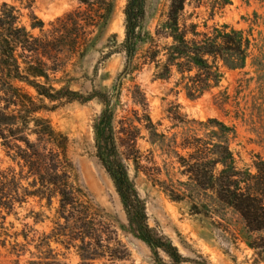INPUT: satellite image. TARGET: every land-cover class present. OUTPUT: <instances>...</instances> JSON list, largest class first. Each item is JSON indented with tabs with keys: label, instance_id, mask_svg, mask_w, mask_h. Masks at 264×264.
<instances>
[{
	"label": "rangeland",
	"instance_id": "obj_1",
	"mask_svg": "<svg viewBox=\"0 0 264 264\" xmlns=\"http://www.w3.org/2000/svg\"><path fill=\"white\" fill-rule=\"evenodd\" d=\"M171 2L146 0L130 67L125 51L128 0H116L108 26L86 29L88 44L94 42V46L79 52L61 50L58 63L46 57L55 71H49L48 79L40 82L52 88L53 94L67 95L69 90L85 97L94 93L114 97L118 152L146 204L148 225L169 238L185 258L199 264H264V230L252 232L239 212L219 202L216 189L197 188L186 172L190 151L183 149L187 138H203L213 131L204 124L216 119L236 132L230 147L241 173L240 188L251 192L264 188V0H230L226 6H220V0H186L180 24L187 27L188 39L193 38L194 30L199 41L202 34L227 25L242 31L253 45L244 68L222 66L220 85L195 100L187 96V80L175 70L169 79L158 78L166 60L162 49L172 43L171 38L163 37ZM3 3L18 10L20 24L30 35L49 42L60 34L59 20L76 10H87L82 0H0ZM37 22L43 27L34 28ZM158 49L161 52L155 58ZM41 100L47 107L42 114L68 138L67 160L72 164L77 194H84L109 220L117 217L126 225L115 185L95 148L94 125L104 103L99 98L85 103L67 97L55 102ZM13 154L0 140L1 167L23 174V183L29 186L33 178ZM221 170L218 165L216 174ZM259 195L264 200V193ZM59 222L60 198L56 194L51 200L42 194L30 196L7 218L0 236V264L44 261L50 249L67 264H82L77 248L50 239ZM113 225L129 251L128 258L113 264H159L144 242L119 224ZM160 257L169 261L163 252Z\"/></svg>",
	"mask_w": 264,
	"mask_h": 264
},
{
	"label": "trees",
	"instance_id": "obj_2",
	"mask_svg": "<svg viewBox=\"0 0 264 264\" xmlns=\"http://www.w3.org/2000/svg\"><path fill=\"white\" fill-rule=\"evenodd\" d=\"M82 2L87 5V10H76L59 20L57 31L60 34L51 42L30 35L20 24L19 12L14 6L0 5V140L7 152L10 155L13 152L14 158L23 163V169H27V174L33 178V182L25 186L23 174L11 168L5 170L0 165V236L6 229L7 218L30 196L42 194L51 200V195L56 194L60 198L61 222L50 239L54 238L68 248H77L82 264L101 260L113 264L128 258L129 251L119 240L113 223L144 242L159 264H199L185 258L169 238L149 227L146 204L130 180L118 152L114 97L100 93L85 97L69 90L67 95L62 92L53 94L52 88L40 82L48 79L49 71H55L44 60L46 57L58 63L59 54L64 49L79 52L83 47H86L84 51L92 48L95 43L88 44L86 29L99 27L103 30L111 21L116 0ZM229 3L230 0H220L219 5ZM185 4L186 0L171 2L163 37L171 38L172 43L162 49L166 60L158 78L169 79L175 70L184 81L187 80V96L195 100L220 85L222 66L234 70L244 68L253 45L242 31L227 25L215 27L210 34H202L203 39L199 41L196 39L199 33L194 30L193 38L188 39L187 27L180 24ZM145 8L146 0H128L125 9V51L129 67L136 54ZM33 27L41 28L43 23L37 22ZM79 32L82 33L80 37L77 36ZM160 52L156 50L155 58ZM64 97L82 103L99 98L104 103L105 108L94 125L95 148L98 159L115 185L126 215V225L120 224L117 217L109 220L84 194H77L72 182V164L67 160L68 138L42 114L47 107L41 98L55 102ZM204 127L213 131L203 138L191 136L183 144V149L190 151L186 164L190 181L199 189H216L219 202L239 212L252 232L263 231L264 200L259 194L264 193V188L255 192L240 188L241 173L237 171L230 147L236 137L234 128L216 119L208 120ZM218 165L222 170L217 175ZM160 252L168 257V262L160 257ZM31 264L67 263L59 260L55 251L50 249V255L44 261H32Z\"/></svg>",
	"mask_w": 264,
	"mask_h": 264
}]
</instances>
